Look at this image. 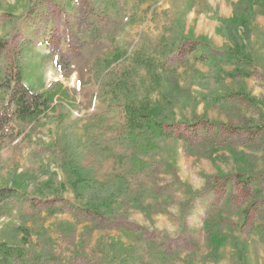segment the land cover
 I'll use <instances>...</instances> for the list:
<instances>
[{
	"label": "rangeland",
	"instance_id": "rangeland-1",
	"mask_svg": "<svg viewBox=\"0 0 264 264\" xmlns=\"http://www.w3.org/2000/svg\"><path fill=\"white\" fill-rule=\"evenodd\" d=\"M3 40L68 96L0 144V264H264V0H0Z\"/></svg>",
	"mask_w": 264,
	"mask_h": 264
},
{
	"label": "trees",
	"instance_id": "trees-1",
	"mask_svg": "<svg viewBox=\"0 0 264 264\" xmlns=\"http://www.w3.org/2000/svg\"><path fill=\"white\" fill-rule=\"evenodd\" d=\"M7 42L0 41V61L7 52ZM64 55H62V58ZM56 64L63 70L64 65ZM0 91L3 95V105L0 111V144L12 142L19 138L22 126L28 121L46 116L48 111L54 110V101L68 96L62 83L56 81L43 90H36L23 81L21 69L17 64L2 66L0 63ZM125 121L118 129L119 136L128 140V143L142 155L158 151L161 147L154 139L174 135L168 131V125L155 119L150 113L143 112L139 107L125 106ZM133 156L129 165L130 173L138 175L150 165L146 160ZM89 180H81L79 186L88 188ZM3 190H0L2 194ZM3 254L0 260L5 258Z\"/></svg>",
	"mask_w": 264,
	"mask_h": 264
}]
</instances>
